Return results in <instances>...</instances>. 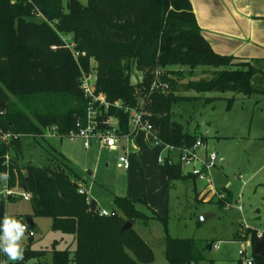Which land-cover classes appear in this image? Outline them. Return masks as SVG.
<instances>
[{"label":"trees","instance_id":"1","mask_svg":"<svg viewBox=\"0 0 264 264\" xmlns=\"http://www.w3.org/2000/svg\"><path fill=\"white\" fill-rule=\"evenodd\" d=\"M30 1V5H24L0 0V103L9 102L8 108L0 112V132L12 136L8 144L0 143V185L7 173L9 188L30 194L32 215L21 220L22 224L26 218H47L51 231L72 240L63 249L54 244L50 250H34L33 237H28L23 260L15 264H41L48 255L49 263L43 264H151L153 253L145 242L132 229L121 232L126 222L147 224L151 220L161 222L166 232V220L149 208L144 197H115L113 204L122 216L90 213L86 195L78 194V187L73 188L77 176L62 158L54 156V165L48 163L42 168L18 165L23 157L21 138H35L51 128L56 129L55 137L69 138L76 124L84 123L87 101L79 87L81 72L94 70L95 93L108 103L119 102L123 108H136L140 97L155 81L158 83V73L161 82L168 83L169 92L153 91L150 105L145 107L153 133L160 143L173 149L190 148L197 140L204 141L172 120V107L195 98L176 94L264 95L251 86L252 77L259 71L212 51L189 0H86L85 5L78 0ZM33 6L55 25L56 31L31 14ZM57 33L71 35L79 53L77 61ZM174 67H207L214 71L207 79L177 83L167 78L175 74L171 70ZM133 70L141 75L134 85ZM30 101L41 103L44 110L25 112L20 106ZM109 117L118 120V135L128 132V115L123 110L102 112L100 123ZM103 128L105 125L100 124L99 129ZM164 167L168 188L173 182L193 178L183 175L181 165L169 158L164 160ZM16 200L21 199L9 197L5 202ZM139 206L150 214L139 210ZM4 216L0 215V224ZM35 228L34 224L31 230ZM245 238L254 244L264 240V234L259 239L256 231H248ZM235 239L242 241L238 234ZM164 244L167 264L203 260L192 239H175L166 233ZM253 258L255 264H264V254Z\"/></svg>","mask_w":264,"mask_h":264},{"label":"rangeland","instance_id":"2","mask_svg":"<svg viewBox=\"0 0 264 264\" xmlns=\"http://www.w3.org/2000/svg\"><path fill=\"white\" fill-rule=\"evenodd\" d=\"M78 1L86 4V0ZM90 65L93 69L94 61ZM171 70L175 74L168 75L167 78L177 83L207 79L214 71L207 67H174ZM140 76L139 72L133 70L131 84H137ZM160 79L159 74L154 91L167 94L169 85L162 83ZM176 95L195 98L174 105L172 120L182 125L186 132L201 138L208 153L216 155L217 165L211 171L213 188L224 195V201L231 204V208L225 209L224 203H218L216 198L199 199L194 182L189 178L176 181L173 188H168L164 160L170 154L163 144L155 145L153 137L144 132H137L132 138L137 152L128 155L127 171L115 166L117 157L122 153L120 147L108 149L93 139L90 147L85 149L84 140L80 138L60 139L48 131L35 138H21L23 157L18 165L29 164L42 168L48 163L54 165V156L62 158L77 176L73 178L74 184L86 192L89 202H96L94 213L104 210L122 216L113 204L115 197L130 200L144 197L149 207L166 220V232L164 225L155 220L147 224L136 221L132 225L131 229L153 253L151 264H167L164 254L166 233L171 238L192 239L196 242L203 260L191 264H234L240 245L235 236L238 234L243 241L249 239L245 238L248 231H264V100L254 95L245 97L215 92H182ZM208 98L212 100L208 101ZM230 99H233L231 103ZM9 100L17 103L14 98L9 97ZM146 101L148 107L150 96ZM1 103L4 104L5 111L9 102ZM20 107L28 113L44 110L41 103L34 101ZM203 126L210 127L205 134L202 132ZM222 159L227 161L224 167L220 166ZM191 170L192 165H184L183 175H188ZM202 185V182H196L195 187L199 190ZM238 206L241 211H237ZM138 208L144 209L141 206ZM145 214L150 213L145 209ZM205 214L211 217L206 222L199 223L198 219ZM5 215L21 222L32 215V208L29 202L16 200L7 204ZM33 223L36 225L31 243L34 250H50L54 244L57 249H63L72 240L71 237H63L60 233L51 231L50 219L35 217ZM20 244L22 249L28 247L27 232ZM214 244H219L218 251L209 249ZM252 251L253 249L250 250L251 253ZM49 261L48 255L41 264ZM36 263L30 261L28 264ZM0 264H15L6 254L4 256L2 248Z\"/></svg>","mask_w":264,"mask_h":264},{"label":"built area","instance_id":"3","mask_svg":"<svg viewBox=\"0 0 264 264\" xmlns=\"http://www.w3.org/2000/svg\"><path fill=\"white\" fill-rule=\"evenodd\" d=\"M12 4L22 3L24 5L31 4L30 0H9ZM31 14L40 21L47 22L48 25L55 30V25L48 22L44 16L38 11L36 7H32ZM56 31V30H55ZM62 40L64 47L70 52L72 58L77 61L79 53L75 50V44L72 37L69 35H62L57 33ZM158 73H156V78ZM95 83L96 77L94 70H90L88 73L81 72L80 75V90L87 101L86 116L84 123L78 122L76 124V131L71 132L69 139L80 138L84 140L83 147L88 149L90 147L91 140L95 139L100 142V144L108 149H118L122 150L116 160V168L122 171H127L129 169L128 155L134 149L132 138L137 132H144L150 134L154 139V144L158 145L160 142L156 139L153 133V127L148 119V113L145 111L146 99L150 96L155 88H157L156 81L151 85L148 93L143 99H139V103L136 108H123L119 102L108 103L101 94L95 93ZM114 108L116 110H123L125 114L128 115V132L126 134L118 135V120L114 117H109L105 121H101L100 116L102 112H107L109 109ZM105 125V128L99 129V125ZM52 136H55L56 129L51 128L46 130ZM12 136L8 133L0 132V143L8 144ZM120 142H123L120 143ZM120 144V146H118ZM162 144V143H161ZM164 145V144H163ZM169 152V159L174 163L181 165L182 170L184 165H192L191 172L188 175L199 181L210 180L211 171L217 165V157L214 153H208L206 150L204 142L197 140L195 144L190 148L173 149L170 146L164 145ZM202 150V151H200ZM8 157H6L5 165H7ZM2 184L0 185V200L6 201L9 197H17L23 201L29 202L31 196L29 193L19 190L18 188H9L7 179L3 176ZM211 192V198H216L218 202L224 203V208H231V204L227 203L223 194L218 193L213 187L209 189ZM85 191L78 188V194L85 195ZM89 203V201L87 200ZM96 210V209H95ZM237 211H241V207H237ZM99 217H110L113 213H108L104 210L96 212ZM26 225V223H24ZM28 237H34L35 233L29 230L26 225V231ZM257 237L260 239L263 233L256 231ZM239 249L237 252V259L234 264H255L252 253L250 250L253 249V243L248 240L238 241ZM210 249L215 251L219 250V244H214L210 246Z\"/></svg>","mask_w":264,"mask_h":264},{"label":"crops","instance_id":"4","mask_svg":"<svg viewBox=\"0 0 264 264\" xmlns=\"http://www.w3.org/2000/svg\"><path fill=\"white\" fill-rule=\"evenodd\" d=\"M189 2L201 34L212 51L221 56L232 57L236 62L248 63L258 70L259 73L251 79V86L264 92V0H189ZM254 96L264 100V95ZM262 120L264 121V117ZM207 128L208 132L210 127ZM132 143L135 146L133 140ZM136 152L135 148L131 151L132 154ZM226 164V159L220 161V166L224 167ZM189 179L194 182L196 196L199 199L206 197L210 200L209 189L213 187L211 178L204 181ZM196 182H202L203 187L198 190L195 187ZM173 183L170 188H173ZM8 203L4 201L5 214ZM141 211L145 213V209ZM258 232L264 234V231Z\"/></svg>","mask_w":264,"mask_h":264},{"label":"clouds","instance_id":"5","mask_svg":"<svg viewBox=\"0 0 264 264\" xmlns=\"http://www.w3.org/2000/svg\"><path fill=\"white\" fill-rule=\"evenodd\" d=\"M3 178L7 179V173L3 174ZM25 231L26 225L7 215L0 224V248L11 261L23 260L20 241L23 239Z\"/></svg>","mask_w":264,"mask_h":264},{"label":"water","instance_id":"6","mask_svg":"<svg viewBox=\"0 0 264 264\" xmlns=\"http://www.w3.org/2000/svg\"><path fill=\"white\" fill-rule=\"evenodd\" d=\"M4 110V104L3 103H0V112H3ZM208 128L207 126H203L202 128V132L203 134H205L207 132ZM90 175V174H89ZM73 188L76 189L77 188V185L74 184L73 185ZM96 202L94 200H91L89 202V212L90 213H94L95 212V209H96ZM5 214V205H4V201L3 200H0V215H3ZM211 217V215H208V214H205L203 216H201L199 219H198V222L199 223H204L206 222V220ZM25 223L28 227L29 230H31L33 228V222L31 220V218H26L25 219ZM132 228V224L130 222H126L122 228H121V232H124L126 230H129ZM210 249V247H209ZM264 254V240H261L259 242H256L253 244V256H256V257H260V256H263Z\"/></svg>","mask_w":264,"mask_h":264}]
</instances>
